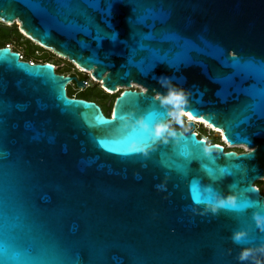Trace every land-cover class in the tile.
Segmentation results:
<instances>
[{
  "label": "water",
  "instance_id": "water-1",
  "mask_svg": "<svg viewBox=\"0 0 264 264\" xmlns=\"http://www.w3.org/2000/svg\"><path fill=\"white\" fill-rule=\"evenodd\" d=\"M0 21L124 94L107 117L67 96L84 81L0 47V248L20 246L16 261L0 251V264H240L241 247L264 242L253 209L213 215L193 200L194 187L234 184L238 201L264 211L254 186L264 179V78L231 64L264 65V0H0ZM161 75L186 90V113L255 152L207 143L189 120L147 156L116 154L147 136L137 118L149 129L169 119ZM240 227L249 236L237 244Z\"/></svg>",
  "mask_w": 264,
  "mask_h": 264
},
{
  "label": "clouds",
  "instance_id": "clouds-1",
  "mask_svg": "<svg viewBox=\"0 0 264 264\" xmlns=\"http://www.w3.org/2000/svg\"><path fill=\"white\" fill-rule=\"evenodd\" d=\"M157 82L164 91L163 93H157L156 99L162 106L167 108V116L169 119L157 121L152 124L149 129L145 119L137 118L136 124L147 132V137L150 138L151 143L145 144L140 138L128 137L125 145L128 154L139 153L147 155L149 150L157 142H167L170 137L174 138L177 136V132L172 126L173 123L180 125L181 128L184 127L182 117L186 114L184 109L188 103L186 90L181 85L174 83L172 78L166 75L157 77ZM140 91L144 92L145 89L141 87ZM120 119L123 122L126 119V114H122ZM146 119L149 118L147 117ZM196 123L203 125L200 124L202 122ZM193 130L195 131L194 127ZM203 151L208 153L210 147L205 145ZM245 151L251 154L255 152V148L246 145ZM161 187L162 185H157V188ZM235 188L236 185H229V190L222 193L216 191L211 185H204L200 189L202 199L198 205L202 206L204 213H211L213 215L226 208L234 210L237 213H243L251 208L253 209L251 212V219L255 228L260 232H264V211L255 210L251 201L242 198V193H239L242 199L238 201V192ZM244 191H246V189ZM193 211H195V209H193ZM248 236V229L246 227H240L233 230L230 238L234 243L238 244L242 240L247 239ZM237 260L240 264H264V242L241 247L237 254Z\"/></svg>",
  "mask_w": 264,
  "mask_h": 264
},
{
  "label": "trees",
  "instance_id": "trees-1",
  "mask_svg": "<svg viewBox=\"0 0 264 264\" xmlns=\"http://www.w3.org/2000/svg\"><path fill=\"white\" fill-rule=\"evenodd\" d=\"M13 39V41H17L19 39H22V42H20L19 47H21L22 52L18 51V49H13V51L18 52L19 54H21L23 60L25 61H31L33 63H49L54 65L55 71L59 74H64V75H68L67 71H68V67L63 68V69H58L55 65V63L52 61V54H48V53H39L37 54L38 51H42V47L38 46L37 44H35L34 42H31L28 38H26L24 35H22L16 28V26L14 24H12L11 26H6V25H2L0 24V47H4L6 46V44H9V41H11ZM30 47V49L27 51V48ZM48 51V50H46ZM36 52V53H35ZM73 66V64H71ZM79 73V72H77ZM83 80L85 82H87L88 76L83 75L82 76ZM73 85L72 89L68 90V87L66 86V92L68 94L69 97H73L76 96L77 98H86L89 97L90 95H87L83 92V90H79L76 89V87ZM111 103V102H110ZM112 103H113V99H112ZM111 103V105H112ZM108 108H110V105H108ZM182 119H184L182 117ZM183 121V120H182ZM184 125V130L183 128L180 127V125H177L175 123H173V128L174 129H180L183 130V132L188 131V129L185 126V123L183 122ZM186 129V130H185ZM196 135L198 138H204L205 134L204 132L201 131H195ZM206 140V139H205ZM207 143H215V144H219L218 141L213 138L211 136V138L209 140H206ZM262 182L256 181L254 183V186L259 187L260 184Z\"/></svg>",
  "mask_w": 264,
  "mask_h": 264
},
{
  "label": "snow or ice",
  "instance_id": "snow-or-ice-1",
  "mask_svg": "<svg viewBox=\"0 0 264 264\" xmlns=\"http://www.w3.org/2000/svg\"><path fill=\"white\" fill-rule=\"evenodd\" d=\"M26 2H29V0H26ZM231 64H232V67L237 68L240 71L258 73L261 75L262 78H264V65H258L257 66V65L252 64L251 62L242 63L239 59H236V58H234L231 61ZM121 95L123 96L124 94L122 93ZM261 95L264 96V90L261 91ZM118 113H119V110L117 108L116 112L114 113V116L119 119L120 116H118ZM185 115H187L189 118L192 117L191 113H186ZM96 119L100 123H106V121L102 120L99 116H97ZM140 139L145 144L151 143L150 138H148L147 136H141ZM112 143H118V142L112 141ZM113 151L116 154H127L125 145H122L121 147H118V148L114 149ZM192 154L193 153H189L186 151L181 152V155L186 156V157L189 155H192ZM147 155H148V153H147ZM147 155H145V156H147ZM208 171L210 174H214L212 169H208ZM219 172L220 173H226V172H228V169L227 168H221L219 170ZM201 199H202V197H201L200 191H198L194 187L193 188V200L197 204H199L201 202ZM0 251H2L3 257L7 261H16L20 256V246H19L18 242H16L15 240H13L12 242H5L2 246V248H0Z\"/></svg>",
  "mask_w": 264,
  "mask_h": 264
},
{
  "label": "rangeland",
  "instance_id": "rangeland-1",
  "mask_svg": "<svg viewBox=\"0 0 264 264\" xmlns=\"http://www.w3.org/2000/svg\"><path fill=\"white\" fill-rule=\"evenodd\" d=\"M0 24L2 25H6V26H11L12 24H14L17 28V30L19 32H21L19 30V25L17 23H4V22H1L0 21ZM24 35V34H23ZM25 36V35H24ZM26 37V36H25ZM20 42H22V39H19L17 41H13V39L11 41H9V44H6V46H10L12 49H18V51L22 52V49L21 47H19L18 44H20ZM33 42V41H31ZM35 43V42H34ZM36 44V43H35ZM43 48V47H42ZM30 49V47L27 48V51ZM46 48H43L42 51H38L37 54L39 53H48V54H52V61L55 63L56 67L58 69H63V68H66L68 67V71H67V74H71V73H76V72H81L80 69L77 70L76 66L75 65H71L72 63L69 62L68 60H66L65 58H61L57 55H55L51 50H48ZM36 53V52H35ZM75 86V85H74ZM68 87V90L72 89L73 85L71 84H68L67 85ZM76 89H78V87H76ZM83 92L87 95H90V96H95V95H98L101 97L102 99V102H105V96L103 94H101V92L99 91V88L98 86L95 84V83H91L89 80H87V84L85 85V89L83 90ZM121 94V93H120ZM69 97V96H68ZM82 99V98H80ZM112 99H113V96H111L109 99H108V105H110L111 107V103H112ZM87 101V100H86ZM111 102V103H110ZM183 122L185 123V126L187 129L191 128L187 125V119H186V122L184 121V119H182ZM194 128H195V131H201V132H204L205 136L204 138L206 140H209L211 138V136L213 138H215L217 141L220 140V136H219V133H217L215 130L213 131V129H209L208 127L204 126V125H199V123H194ZM184 130V128H183ZM233 148H239V147H233ZM245 150V149H244ZM262 183L260 184V188L262 189V191L264 192V179L263 180H260Z\"/></svg>",
  "mask_w": 264,
  "mask_h": 264
},
{
  "label": "flooded vegetation",
  "instance_id": "flooded-vegetation-1",
  "mask_svg": "<svg viewBox=\"0 0 264 264\" xmlns=\"http://www.w3.org/2000/svg\"><path fill=\"white\" fill-rule=\"evenodd\" d=\"M9 48H10V50L11 51H13V49L10 47V46H8ZM21 54H19V56H20ZM20 59V58H19ZM20 60H23V58H21ZM78 70V69H77ZM79 71V70H78ZM68 75H71V76H74V77H76V80H81V81H84L83 80V78H82V76L83 75H86V76H88V79L87 80H89L91 83H95L97 86H98V88H99V91L101 92V94H103L105 97V102H102V99H101V97L100 96H98V95H95V96H89V97H86V98H82V97H80V98H82V99H84V100H87V101H92V102H94V103H96L99 107H100V109L102 110V112H103V114L104 115H106L107 117H109L110 116V111H111V109H112V106H113V103H114V99L121 93V91H122V88H119V89H117L116 91H114V92H108L106 89H104L103 87H101V85L99 84V83H97L96 81H94V80H92V78L89 76V74H86V73H84V72H79V73H71V74H68ZM70 84H74L75 85V82L74 81H71V83ZM87 84V82H85L84 81V86H83V88H78L79 90H84L85 89V85ZM76 87V86H75ZM136 89L138 88V87H135ZM66 94H67V92H66ZM67 96H68V94H67ZM111 96H113V103H112V105H111V107L110 108H108V99L111 97ZM74 98H77L76 96H73ZM184 121L186 122V119H184ZM188 121V120H187ZM183 131V130H182ZM218 143H220L222 146H223V150L224 151H229V150H233V151H235V152H237V153H239V152H242V151H244V148H242V147H239V148H233V147H227L226 146V144H225V142L223 141V140H221V138H220V140H218ZM259 188V191H260V193L263 195V197H264V192L262 191V189L260 188V186L258 187Z\"/></svg>",
  "mask_w": 264,
  "mask_h": 264
},
{
  "label": "bare ground",
  "instance_id": "bare-ground-1",
  "mask_svg": "<svg viewBox=\"0 0 264 264\" xmlns=\"http://www.w3.org/2000/svg\"><path fill=\"white\" fill-rule=\"evenodd\" d=\"M16 22V21H15ZM7 24V23H6ZM17 24H19L18 22H17ZM22 32V31H21ZM23 33V32H22ZM61 58H63V57H61ZM79 68V67H78ZM80 69V71H85V72H88V71H86V70H84V69H82V68H79ZM92 80H94V81H98V80H95L94 78H92ZM131 86H135V87H139L138 85H136V84H133L132 83V85ZM108 91V90H107ZM108 92H111V91H108ZM186 116V118H187V120L189 121H192V122H202V124L204 125V126H206V127H209V128H211V129H213V130H215V131H218V132H220V130H218V129H216V128H214V127H212L210 124H208V123H206L205 121H203V120H201V119H199V118H194V117H191V118H189L187 115H185ZM224 141V140H223ZM225 142V141H224ZM225 144H226V146L227 147H242V148H245L244 146H242V145H230V144H228L227 142H225Z\"/></svg>",
  "mask_w": 264,
  "mask_h": 264
},
{
  "label": "built area",
  "instance_id": "built-area-1",
  "mask_svg": "<svg viewBox=\"0 0 264 264\" xmlns=\"http://www.w3.org/2000/svg\"><path fill=\"white\" fill-rule=\"evenodd\" d=\"M19 58L21 59L22 56L20 55ZM29 63H33V62L29 61ZM119 88H120V87H118L117 89H119ZM132 88L136 89L135 86H132Z\"/></svg>",
  "mask_w": 264,
  "mask_h": 264
}]
</instances>
